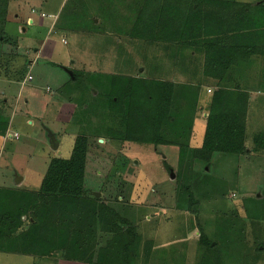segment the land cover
<instances>
[{
    "label": "rangeland",
    "instance_id": "rangeland-1",
    "mask_svg": "<svg viewBox=\"0 0 264 264\" xmlns=\"http://www.w3.org/2000/svg\"><path fill=\"white\" fill-rule=\"evenodd\" d=\"M186 1H178L172 10L171 30L176 31L175 37L166 36L159 28V43L149 46L147 40L138 39L131 32L133 25L146 21L134 22L133 14L143 0H7L0 30V101L6 102L8 133L17 134L18 139L8 141L5 137L4 144H0V197L6 201L20 192L37 190L52 158L60 153L67 157L73 141L87 137L89 172L85 188L92 196L100 194L95 198L137 228V264H201L209 247L200 245V233L219 247L217 252L210 250V254H220L221 264H264V251L258 248L264 247V218H259L258 223L262 228L257 238L260 245L249 244L253 247L246 256L241 251L244 242L223 240L216 223L221 212L223 216L236 210L247 219L251 207L264 208V153H248L253 160L257 158L255 165L246 162L245 155L227 154L215 155L211 165L194 161L179 164L177 155L185 154L173 143L202 146L204 114L203 122L196 123L190 136L189 130L177 127L175 121L161 130L163 141L172 143L168 149L99 138L106 136V127L118 116L109 115L108 107L105 109L96 99L100 89L106 90L103 86L111 84L110 76L143 78L148 80L144 84L148 88L154 84L151 81L172 82L179 88L189 83L200 85L195 102L197 109L204 111L215 88L212 81L193 74L205 67L202 61L192 58L196 34L191 27V32L185 31L190 13L188 3L182 7ZM214 1L220 2L219 6L236 2L239 8L264 3ZM129 4H133L130 9ZM210 24L200 40H207V32L217 29L213 22ZM258 70L248 68L247 75L257 78ZM23 71V76H19ZM70 71L81 76L79 83L73 82ZM247 80L249 83L243 82L242 86L250 93L245 142L250 151L253 135L264 131V85L254 78ZM87 87L94 90L88 91ZM144 102L141 104L144 103L145 111L143 108L141 113L147 118L154 110L149 102ZM173 109L177 111L179 106ZM103 112L108 126L103 124L101 131L99 117ZM141 127L146 132L147 128L153 131L147 120ZM49 131L59 143L57 150L50 147ZM16 177L22 178L19 184L15 183ZM97 232L96 243L104 246L107 238L102 235L101 225ZM245 233L247 241L252 242L250 223L246 221ZM14 247L13 242H0V264L76 263L55 254L48 261L9 254ZM94 251L97 252L96 247Z\"/></svg>",
    "mask_w": 264,
    "mask_h": 264
},
{
    "label": "trees",
    "instance_id": "trees-1",
    "mask_svg": "<svg viewBox=\"0 0 264 264\" xmlns=\"http://www.w3.org/2000/svg\"><path fill=\"white\" fill-rule=\"evenodd\" d=\"M178 1L181 2L143 0L133 15L134 22L142 23L145 18L146 21L138 26L132 24V34L138 36V39L147 40L145 42L149 46L159 43V40H156L159 28L166 36L171 35L174 38L176 31L171 30L174 19L172 10L177 8ZM196 2L198 4L188 0L182 7L185 8L188 3L190 9L186 16L188 29L185 26V31L191 27L196 34L195 53L192 58L196 62L202 61L205 67L203 71H194L193 74L196 78L214 83L215 91L210 93L204 111H199L195 102L202 89L200 85L189 83L190 85L179 88L172 82L151 81L150 83L154 84L148 88L144 85L148 80L143 78L110 76L108 81L111 84L103 86L106 90L99 88L96 99L101 101L99 104L105 106V109L108 107L109 115L119 117H115L113 121L110 118L111 126L106 127V136L99 138L122 144H147L168 149L172 143L163 141L161 130L175 121L177 127L181 125L185 131L189 130L190 136L196 123L202 121L201 115L204 114L206 118L202 146L193 148L189 144L173 143L182 149L186 156L185 159V156L177 155L179 164L194 161L211 165L217 154L243 156L249 152L264 153V131L253 136V147L250 151L245 145L250 93L242 86L243 82L249 83L247 79L251 78L264 85V3L256 6L244 4L239 8L236 2H227L228 4L223 6H219L220 2L214 0ZM7 5V0H0V30L5 22ZM131 5L133 4L128 5L129 9ZM212 22L217 29L207 32V40H200L204 36V28L207 31ZM1 35L0 38L3 37ZM254 67L259 69L255 75L257 78L251 77V73L247 75V69ZM23 74L24 71L19 76ZM73 77V82L79 83L81 76L74 74ZM22 80L23 78L20 82ZM142 87L147 88L148 92ZM93 88L87 87V90H94ZM144 101L149 102L154 110L147 118L141 113L143 108L145 111ZM5 103L0 101V144L10 129ZM173 106H179V109L174 111ZM104 114L105 112L99 117L101 131L103 124L107 125L104 122L108 117ZM174 114H177L176 119H173ZM146 120L148 126H152V132L148 131L149 128L146 132L141 127ZM89 146L87 137L76 138L67 157L58 155L52 158L37 190L20 192L6 201L0 197V242L10 241L15 244L14 250L9 254L29 256L36 261L51 260L55 254L64 258L67 256L70 261L82 264H135L140 242L137 228L114 208L92 196L85 188L89 172ZM164 162L168 169L169 165ZM235 212L236 210H232L223 216L221 212L216 222L217 228H220L219 233L222 232L223 240L244 241L241 251L242 255L246 256L252 249L246 242L247 219L239 220ZM255 213L260 219L264 218V208L249 209L248 219L260 231L262 228L258 226L259 218ZM98 225H101L102 235L107 238L104 246L96 243ZM239 225L242 227V234L237 236L234 232L238 231L235 229ZM200 238V245L209 247V255L207 253L203 257L204 262L201 264L209 262L210 258L217 262L220 257L210 254V250L213 252L216 246V252L219 247L205 238L204 233H200ZM254 243L260 245L258 240ZM121 244L123 246H119ZM95 247L97 252L94 251ZM258 248L264 251V247Z\"/></svg>",
    "mask_w": 264,
    "mask_h": 264
},
{
    "label": "crops",
    "instance_id": "crops-1",
    "mask_svg": "<svg viewBox=\"0 0 264 264\" xmlns=\"http://www.w3.org/2000/svg\"><path fill=\"white\" fill-rule=\"evenodd\" d=\"M30 21L31 20H29V22L28 23H30ZM32 23V22H31ZM205 117H206V115H205ZM247 128H249V124L247 123ZM248 131H249V129H248ZM255 134H257V133H255ZM254 134V135H255ZM253 135V136H254ZM247 138H248V133H247ZM252 139H253V137H252ZM4 142V141H3ZM1 143V144H4V143ZM250 155V154H249ZM256 155V154H255ZM246 157L244 158L245 160H246V162H252V164H254L255 165V162H256V160H257V158H256V160H253L252 159V157H249L248 156V154L247 155H245ZM254 157V156H253ZM236 216H237V218L239 219V220H245L246 218L245 217H242V216H240L239 215V213L236 211L235 213H234ZM255 215H256V217L257 218H259L260 216L257 214V213H255ZM247 222L248 223H250V233H251V241L252 242H250V241H247V237H246V242L248 243V244H252V245H254L255 243V241H256V239L258 238V234L257 233H259V231H258V227L255 225V226H253L252 225V223H251V221H249V219L247 218ZM241 225H239V227L237 228V229H235V230H238L237 232H234L235 233V235H240V234H242V227H240ZM246 234V233H245ZM241 236H239V238H240ZM244 242V241H243ZM245 243V242H244ZM251 246V245H250ZM251 247H253V246H251ZM216 246H215V248H213V250L215 251L216 250ZM218 250H219V248H218ZM217 252V251H216ZM208 255H209V253H208ZM138 256H139V254H138ZM138 256H137V258H138ZM220 257L221 255L220 254H218L217 255V257ZM137 258L135 259V264H137ZM223 258H218L217 260V262L216 261H214V259H213V261H212V258H210V261L209 262H206L205 261V264H221V260H222ZM149 264V263H148Z\"/></svg>",
    "mask_w": 264,
    "mask_h": 264
},
{
    "label": "water",
    "instance_id": "water-1",
    "mask_svg": "<svg viewBox=\"0 0 264 264\" xmlns=\"http://www.w3.org/2000/svg\"><path fill=\"white\" fill-rule=\"evenodd\" d=\"M68 74L71 77L73 76V72L72 71H70ZM72 79H74V77ZM48 137H49V142H50L51 149L57 150L59 148V143L57 142L55 135L52 134L51 132H49L48 133ZM60 155H61V153H60ZM172 178H173V176H172ZM21 181H22V178L16 177V181H15L16 184H19V182H21ZM99 195L100 194H98V195L97 194L96 195L94 194L93 196L94 197H99Z\"/></svg>",
    "mask_w": 264,
    "mask_h": 264
},
{
    "label": "built area",
    "instance_id": "built-area-1",
    "mask_svg": "<svg viewBox=\"0 0 264 264\" xmlns=\"http://www.w3.org/2000/svg\"><path fill=\"white\" fill-rule=\"evenodd\" d=\"M6 139L8 141L11 140V139H18V136H17V134L13 135V134L7 133Z\"/></svg>",
    "mask_w": 264,
    "mask_h": 264
},
{
    "label": "flooded vegetation",
    "instance_id": "flooded-vegetation-1",
    "mask_svg": "<svg viewBox=\"0 0 264 264\" xmlns=\"http://www.w3.org/2000/svg\"><path fill=\"white\" fill-rule=\"evenodd\" d=\"M135 78V77H134Z\"/></svg>",
    "mask_w": 264,
    "mask_h": 264
}]
</instances>
